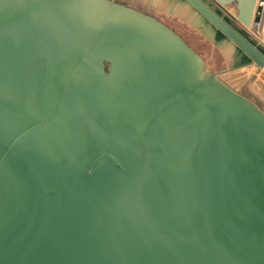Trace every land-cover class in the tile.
I'll return each instance as SVG.
<instances>
[{"label":"water","instance_id":"1","mask_svg":"<svg viewBox=\"0 0 264 264\" xmlns=\"http://www.w3.org/2000/svg\"><path fill=\"white\" fill-rule=\"evenodd\" d=\"M184 1L249 61L118 0H0V264H264V52Z\"/></svg>","mask_w":264,"mask_h":264},{"label":"crops","instance_id":"2","mask_svg":"<svg viewBox=\"0 0 264 264\" xmlns=\"http://www.w3.org/2000/svg\"><path fill=\"white\" fill-rule=\"evenodd\" d=\"M120 2H123L127 5H130L132 7H138V6H147L148 11L147 13L155 16L157 19H159L160 21H162L163 23H165L166 25H168L170 28H172L175 32H177L192 48H194L195 51H197L201 56V52H199V50H197V48H195L192 44H190L187 40L186 37L182 36V34L176 30V28H174L173 26H171L168 22L161 20L160 18H158L159 15H165L166 17H169V19L171 20L172 18L176 19V20H180L182 21L185 16H191V23L194 25L195 24H199L201 28H203L205 30V32L203 31L202 33L204 34V36H209V34L214 33L217 37H219L220 39H224L226 44L228 46H230L231 50L234 52L233 55H229L228 56V61H230V65L226 68L220 69L217 72H222L237 66H240L241 64L249 61V58L247 57V55L241 50L239 49L230 39H228L220 30H218L214 25H212V23H210L204 16H202L197 10H195L191 5L188 6L186 3H184L182 0H141V1H136L135 2H139V5L132 4L127 2L126 0H118ZM206 4H208L214 11H216L218 14H220L225 20H227L230 24H232L235 28H237L240 32H242L243 34H245L248 38L252 39V41L259 47L262 49V51L264 52V47L262 46L261 43H258L257 40L251 35L250 31L247 29L248 26L244 25V23L239 19V9H238V0H236V9L235 10H231L229 9L227 6L225 7H221L218 6L217 8L210 5L208 2H206L205 0H203ZM215 1V0H213ZM141 2H145L141 3ZM216 2V1H215ZM257 0H255V4H256ZM154 10H152V9ZM219 9V11H218ZM143 10V9H142ZM145 12V10H143ZM229 12H232L231 15ZM178 18H175V17ZM253 19V18H252ZM190 22V21H189ZM252 22V21H251ZM251 24V23H250ZM212 39V38H211ZM236 56V57H235ZM235 58V59H233ZM239 58V59H238ZM216 72V71H215Z\"/></svg>","mask_w":264,"mask_h":264},{"label":"rangeland","instance_id":"3","mask_svg":"<svg viewBox=\"0 0 264 264\" xmlns=\"http://www.w3.org/2000/svg\"><path fill=\"white\" fill-rule=\"evenodd\" d=\"M123 1V0H122ZM129 3L135 4V0H126ZM141 1V0H136ZM184 3H186L184 0H182ZM210 5L214 7H218L221 5V7L227 6L231 10L236 9V0H227L226 2H223L221 0H205ZM135 2V3H134ZM139 2L136 3V5ZM144 3L145 2H141ZM188 6H190L188 3H186ZM191 7V6H190ZM136 8V7H135ZM147 6H138L136 9H139L141 11L145 10V12L148 11ZM192 8V7H191ZM143 9V10H142ZM152 9V8H150ZM154 10V9H152ZM264 10V8H263ZM155 11V10H154ZM219 11V9H218ZM255 12V11H254ZM230 15L232 12H229ZM255 14V13H254ZM158 18L161 20H164L168 22L171 26L176 28L182 36L186 37L188 42L192 44L199 52L202 54V59L205 62L206 68L210 71H218L220 69L226 68L230 65V61H228V56L233 55L234 52L231 50L230 46H228L224 39H220L217 37L214 33L209 34V36H204L202 33L205 30L201 27H199V24L194 25L191 23V16H185V18L180 21L172 18L171 20L169 17H166L165 15H159ZM175 18H178L177 16ZM254 18V16H253ZM190 21V22H189ZM213 25V24H212ZM212 38V39H211ZM236 57V56H235ZM235 59V58H233ZM239 59V58H238ZM236 61V59H235Z\"/></svg>","mask_w":264,"mask_h":264},{"label":"built area","instance_id":"4","mask_svg":"<svg viewBox=\"0 0 264 264\" xmlns=\"http://www.w3.org/2000/svg\"><path fill=\"white\" fill-rule=\"evenodd\" d=\"M264 8V0H257L254 18L252 19L251 24L247 27L250 31L251 35L257 40L258 43H261L264 47V40L261 33L262 27V18H263V10ZM261 15V16H260ZM257 16H260V20H257Z\"/></svg>","mask_w":264,"mask_h":264},{"label":"trees","instance_id":"5","mask_svg":"<svg viewBox=\"0 0 264 264\" xmlns=\"http://www.w3.org/2000/svg\"><path fill=\"white\" fill-rule=\"evenodd\" d=\"M261 16V15H260ZM260 16H257V20H260Z\"/></svg>","mask_w":264,"mask_h":264}]
</instances>
